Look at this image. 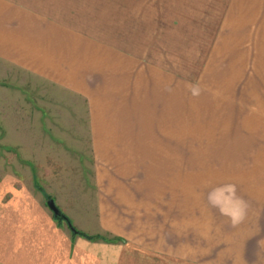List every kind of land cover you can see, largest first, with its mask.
I'll return each instance as SVG.
<instances>
[{"label":"rangeland","instance_id":"374dc122","mask_svg":"<svg viewBox=\"0 0 264 264\" xmlns=\"http://www.w3.org/2000/svg\"><path fill=\"white\" fill-rule=\"evenodd\" d=\"M68 1L77 15L133 37L187 77L186 122L166 129L181 138L143 156L150 169L138 179L154 186L134 188L142 218L138 231L126 227L137 243L123 239L121 264H264V202L256 191L264 182V0ZM31 82L0 62V183L22 186V175L37 173L75 224L92 230L76 202L96 194L90 169L22 171L35 144L50 141L32 136L50 130L44 124L54 111L50 101L42 109L29 102ZM247 250L253 258L245 259Z\"/></svg>","mask_w":264,"mask_h":264},{"label":"crops","instance_id":"0c3cea01","mask_svg":"<svg viewBox=\"0 0 264 264\" xmlns=\"http://www.w3.org/2000/svg\"><path fill=\"white\" fill-rule=\"evenodd\" d=\"M68 4L0 0V62L33 81L35 94L29 102L42 109L50 101L54 110L50 125L44 124L50 130L32 136L50 141L35 144L34 158L22 163V171L90 169L96 194L77 196L76 202L84 218L94 220L93 229L76 225L74 216L44 189L37 173L30 179L22 175V186L4 180L0 264H121L124 243H137L135 230L126 227L138 231L142 218L134 188L154 186L144 175L138 179L140 171L148 176L150 169L143 156L154 154L156 144L181 138L166 129L186 122L185 74L172 70L164 57L156 59L133 37L87 21ZM263 183H257L260 204ZM46 196L76 229L95 238L72 235L64 222L53 218ZM115 203L131 212L117 210ZM252 253L247 250L245 259L253 258Z\"/></svg>","mask_w":264,"mask_h":264},{"label":"trees","instance_id":"16d2710c","mask_svg":"<svg viewBox=\"0 0 264 264\" xmlns=\"http://www.w3.org/2000/svg\"><path fill=\"white\" fill-rule=\"evenodd\" d=\"M46 198H47L48 200L51 199L50 196H46ZM52 215H53V218H54L56 221H58V222H64V223L67 225V227L69 228V230L71 231L72 235H81V236H83V237H85V238H87V239H93V238H95V236H93V235H88V234H86V233H84V232H81V231H79L78 229H76V228L73 226V224H72L70 218H69L65 213H63L62 211L59 210V213H58V214H54V213L52 212Z\"/></svg>","mask_w":264,"mask_h":264},{"label":"water","instance_id":"95a60500","mask_svg":"<svg viewBox=\"0 0 264 264\" xmlns=\"http://www.w3.org/2000/svg\"><path fill=\"white\" fill-rule=\"evenodd\" d=\"M47 205L54 214L59 213V209L57 208L52 199L47 200Z\"/></svg>","mask_w":264,"mask_h":264}]
</instances>
